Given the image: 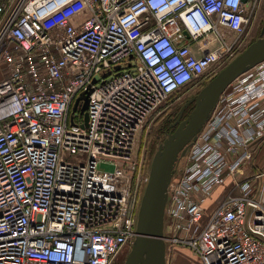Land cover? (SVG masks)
Returning a JSON list of instances; mask_svg holds the SVG:
<instances>
[{
	"label": "built area",
	"instance_id": "built-area-1",
	"mask_svg": "<svg viewBox=\"0 0 264 264\" xmlns=\"http://www.w3.org/2000/svg\"><path fill=\"white\" fill-rule=\"evenodd\" d=\"M257 2L0 0V264H123L149 178L140 135L247 46ZM164 238L166 257L264 264V60L179 157Z\"/></svg>",
	"mask_w": 264,
	"mask_h": 264
},
{
	"label": "water",
	"instance_id": "water-1",
	"mask_svg": "<svg viewBox=\"0 0 264 264\" xmlns=\"http://www.w3.org/2000/svg\"><path fill=\"white\" fill-rule=\"evenodd\" d=\"M264 60V26L261 34L234 56L198 92L189 97L179 109L174 123L177 126L167 133L152 155L149 178L141 198L136 236L125 264H168L164 238L165 207L168 186L180 156L194 139L216 106L221 93L241 72ZM194 103L185 118H181L186 106ZM77 100L73 109L77 108ZM88 105L86 94L81 106L84 124H87ZM172 123V124H174Z\"/></svg>",
	"mask_w": 264,
	"mask_h": 264
},
{
	"label": "rangeland",
	"instance_id": "rangeland-1",
	"mask_svg": "<svg viewBox=\"0 0 264 264\" xmlns=\"http://www.w3.org/2000/svg\"><path fill=\"white\" fill-rule=\"evenodd\" d=\"M252 22L250 25L247 27V31L245 33V36H247L246 40L252 41L254 40V37L258 35L256 34V29L260 27L262 22L264 21V0H258L256 8L253 12V17H252ZM251 35H254L253 37L250 38ZM244 48H239V52L242 51ZM239 52H237L235 55H237ZM231 59L227 60L225 64L222 66L226 65ZM213 75L211 74L207 75L204 79L198 82H192L188 84L187 86L181 88V90L176 92L168 101V103L165 105L163 109L161 110V113L156 116L153 120L149 122V131H144L143 134L140 135L139 137V144H142L145 142L146 144V149L148 153V162H151L152 155L158 148L160 142L165 138L167 134V125H165L166 117L169 115L171 116L169 119L172 120L173 116L176 118L177 114L179 113V109L181 106L184 104V102L191 97L192 95L196 94L198 90L205 84ZM100 79V74H96L93 79L92 83L95 81H98ZM188 90H184V89ZM93 89V84L89 85L88 91H91ZM86 96L85 92H80L78 97H77V102L79 103V107L83 103V100ZM74 107V106H73ZM77 109V108H76ZM76 109H73V112L76 111ZM190 112V111H189ZM187 116V115H186ZM185 116V117H186ZM183 117V118H185ZM182 118V117H181ZM182 118V119H183ZM169 132V131H168ZM102 168L106 170H113L115 168V165L111 162H104L101 166ZM137 225V223H136ZM134 242V240H133ZM133 242L129 243L126 245L125 249L123 250L122 253L119 254L122 255L123 253H128V251L131 249ZM168 252V251H167ZM168 259V264H176V260L178 259L177 256L173 255V253L170 251L168 252L167 255ZM185 261V260H183ZM195 264H199L198 260H196Z\"/></svg>",
	"mask_w": 264,
	"mask_h": 264
},
{
	"label": "trees",
	"instance_id": "trees-1",
	"mask_svg": "<svg viewBox=\"0 0 264 264\" xmlns=\"http://www.w3.org/2000/svg\"><path fill=\"white\" fill-rule=\"evenodd\" d=\"M254 39H255V37H254ZM193 105H194V103L192 102L188 106L185 107L184 112L182 114V118L185 117L189 113V111L193 108ZM177 116H178V114H177ZM165 121H166L165 125H167V127H165V128H167V132L172 131L177 126V124H175L173 127H171L170 121L167 119H165ZM223 192H224L223 188H221V187L218 188V190L214 193L213 197L211 199H209V201L207 202V206L209 209L220 200V198L223 195ZM186 261L188 262V260H186ZM188 264H189V262H188Z\"/></svg>",
	"mask_w": 264,
	"mask_h": 264
},
{
	"label": "crops",
	"instance_id": "crops-1",
	"mask_svg": "<svg viewBox=\"0 0 264 264\" xmlns=\"http://www.w3.org/2000/svg\"><path fill=\"white\" fill-rule=\"evenodd\" d=\"M179 255H177L178 259L175 261L176 264H195L197 258L187 249L183 247H178ZM185 260V261H183ZM188 260V262L186 261Z\"/></svg>",
	"mask_w": 264,
	"mask_h": 264
},
{
	"label": "flooded vegetation",
	"instance_id": "flooded-vegetation-1",
	"mask_svg": "<svg viewBox=\"0 0 264 264\" xmlns=\"http://www.w3.org/2000/svg\"><path fill=\"white\" fill-rule=\"evenodd\" d=\"M263 26H264V21L262 22V24L260 25V27L258 28V30L256 29V34L259 36L260 34H261V31H262V29H263ZM254 35H251L250 36V38L251 37H253ZM255 38H257V36H255ZM249 40V39H248ZM251 41H248V44L250 43ZM247 44V45H248ZM181 90V89H180ZM180 90H178V92L180 91ZM184 90H188L187 88L186 89H184ZM171 116H167L166 117V119L167 120H169L170 121V125H171V127H173L176 123H174L175 121H176V119H177V117L176 118H174V116H173V119L172 120H170L169 118H170ZM172 123H174V124H172ZM130 251V250H129ZM129 251H128V253H129ZM128 253H123L122 255H120V261L123 263V264H125V261H126V258H127V256H128Z\"/></svg>",
	"mask_w": 264,
	"mask_h": 264
}]
</instances>
